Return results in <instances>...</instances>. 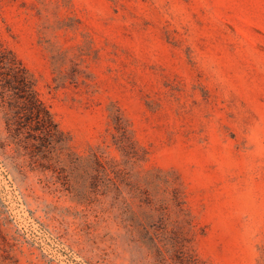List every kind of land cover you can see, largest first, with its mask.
Masks as SVG:
<instances>
[{
    "label": "rangeland",
    "instance_id": "rangeland-1",
    "mask_svg": "<svg viewBox=\"0 0 264 264\" xmlns=\"http://www.w3.org/2000/svg\"><path fill=\"white\" fill-rule=\"evenodd\" d=\"M1 50L61 132L0 98V264H264V0H0Z\"/></svg>",
    "mask_w": 264,
    "mask_h": 264
},
{
    "label": "trees",
    "instance_id": "trees-1",
    "mask_svg": "<svg viewBox=\"0 0 264 264\" xmlns=\"http://www.w3.org/2000/svg\"><path fill=\"white\" fill-rule=\"evenodd\" d=\"M10 55L0 51V98L14 104L18 129H27V138L41 145L51 143L61 132L58 123L41 99L33 75L11 52Z\"/></svg>",
    "mask_w": 264,
    "mask_h": 264
}]
</instances>
